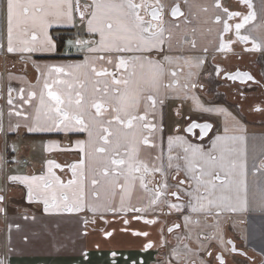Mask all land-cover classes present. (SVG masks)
<instances>
[{
	"label": "snow or ice",
	"instance_id": "6c2138e0",
	"mask_svg": "<svg viewBox=\"0 0 264 264\" xmlns=\"http://www.w3.org/2000/svg\"><path fill=\"white\" fill-rule=\"evenodd\" d=\"M237 3L253 8L251 0ZM214 7L221 10L215 22L222 24L223 34L233 29L229 21L242 18L234 25L236 39L230 43L248 42L249 36L241 35V29L256 19L255 11H233L220 0ZM166 15L174 21L184 18L182 22H189L181 0H172L171 4L162 0H0V51L5 54H27L21 57L26 61L33 54H57V40L51 33L58 25L76 27L79 23L89 37H98L86 40L77 32L67 40L69 51L75 47L98 54L85 55L82 62L40 65L32 61L39 73L37 84L29 85L27 92L20 88L17 103L32 105L34 114L17 108L9 88L7 104L15 109L16 116L30 121L25 124L29 131L62 128L65 132H86L87 139L76 141L78 158L71 164L48 159L46 175H8L7 181L25 185L28 201L42 202L45 213H91V219L82 220L84 235L88 234V226L95 225L97 219L104 220L107 212L134 213L132 219L153 226L161 223L155 216L157 211L164 214L167 208L171 214L190 209L183 224L173 223L167 228L168 233L182 230L176 245L170 244L164 227H160L159 239L144 243L142 250L169 247L168 258L157 264H227L226 255L238 250L232 240H225L220 216L249 210L247 136L239 122H226L223 133L210 138L207 144L192 143L180 133L199 129V139L203 140L212 131V124L193 120L181 128L177 123L174 134L167 136L165 153L164 125L157 105L164 103L162 90L173 89L172 82H165L166 77L177 75L166 66L180 60L190 64L192 60L172 54V29L179 28V23L169 24ZM230 43H225L222 36L218 50L231 51ZM259 49L260 45L253 43L247 50ZM196 63L198 66L202 60ZM228 78L259 83L248 72L236 71ZM189 87L196 88L197 84L184 85ZM35 100L38 104L33 105ZM194 100L200 110L213 111ZM254 110L264 108L256 106ZM54 147L57 145H49L48 150ZM65 168L71 172L66 183L54 171ZM253 169H264V161L259 167L254 163ZM172 172L183 173L185 178L170 184ZM4 200L5 196L0 195V204ZM3 212L6 209L0 207ZM210 217L214 224L207 223ZM100 232L104 237L113 235L104 228ZM133 235L148 238L150 233L139 230ZM96 247L99 249L100 244ZM110 255L112 264H116L118 252L112 250ZM84 256L87 258V253Z\"/></svg>",
	"mask_w": 264,
	"mask_h": 264
},
{
	"label": "crops",
	"instance_id": "0c3cea01",
	"mask_svg": "<svg viewBox=\"0 0 264 264\" xmlns=\"http://www.w3.org/2000/svg\"><path fill=\"white\" fill-rule=\"evenodd\" d=\"M162 2L171 4L172 0H162ZM220 2L222 3L221 0ZM215 3L216 0H181V9L185 13L188 23L182 22L184 18H180V21H174L170 16H165L169 24L179 23V28L172 29L170 41L172 54L192 58L190 64L180 60L178 64L166 66L175 71L177 75L166 77L165 82H172L173 89L162 92L169 103H172L171 108L166 107L164 119H160L161 123L166 124L167 127L166 130L164 128L165 153L167 151V136L174 134L177 123H180V120H176L170 111L176 102H182L185 107L183 110L195 118H212L215 120L216 126L210 138L216 134H222L226 122L230 125L239 122V126L245 130L247 136L249 210L239 213L224 212L220 216V223L228 218L244 239L249 242L255 241L256 248L263 252L264 211L261 210V205H264V169L255 172L253 164L255 163L259 167L260 162L264 161V111L254 112L247 97L264 96V0H251L253 5L251 11H255L256 19L241 29V35L249 36L248 42L260 45V49L256 51L247 50L252 47L243 50L238 45L233 47L231 44V51L222 52L218 50L222 36L224 42H227L224 39L225 34L222 33V24L215 22V16L222 15L221 10L214 7ZM193 42H195L194 48L192 47ZM164 47L167 51L168 44L166 43ZM65 49L66 43L63 50L58 48V52L64 53L66 52ZM8 58L0 57V67L5 62L6 70H3L2 67L0 83L3 84L7 81L13 90L14 104L23 112L32 115L34 114L32 105L24 104L21 106L17 103L19 100L18 90L24 88L27 92L29 85H36L35 73L37 71L28 60L9 61ZM197 59L202 60L198 66ZM240 65L250 66L260 77L261 83L251 82L243 85L237 84V82L233 83L228 78H222L224 72ZM11 71L17 74L14 79H9L13 75ZM212 73L216 75L218 81L216 80L212 93H210V86L208 87L203 77H209ZM203 81L206 82L205 87ZM191 82H195L197 87L184 88L185 84ZM221 82H228V85ZM198 84H202L200 89H198ZM251 86L254 87L253 90H250ZM257 88L261 89L260 93ZM36 90L39 91L38 88ZM229 91L230 95H228ZM220 94H224V101L219 100L218 95ZM236 97L244 98L246 105L239 106ZM194 98L198 99L204 108H210L213 111L204 112L197 108ZM32 104H38V100L33 101ZM221 109L223 111H220ZM14 113L15 109L7 104L6 99L5 104L0 107V128L3 129L0 131V157H2L0 159V189H3L0 191V195L5 196L0 207L6 209V212L0 213V231L7 237L6 244L3 245L0 242V253L3 251L4 256L2 255V257L5 263L8 264L5 259L6 255V257H10L11 264H25V260L28 258L33 261L30 264H54L69 258L79 259V261L61 264H80V259L84 260V264H110L112 261L110 253L115 250L118 252V257L126 255V259L132 261L141 255L143 264H153L156 255L159 253L157 247L142 250L144 240L139 238L140 236L133 235V232L136 229L148 231L150 236L147 240L155 242L159 239V229L163 227L161 224L145 226L141 223L132 222L127 226L123 223L125 219L119 218V214L108 220L109 223L104 227L113 233L111 237H104L100 229L92 228L88 230L87 235H84L85 226L82 220L87 218L90 213H45L42 202L28 201L25 185L7 181L8 175H46L45 162L48 159H54L61 165L71 164L77 150H73L74 148L64 144L74 141L73 145H76V141L81 140L76 139V131L65 132L62 128L29 131L25 124L30 123V121H25L23 116L18 117ZM182 116L181 113V122ZM18 123L20 124L19 128L16 127ZM180 134L187 137L192 143H208L207 141L201 142L197 137L184 132ZM11 140L16 143L14 148L10 147ZM53 144L57 147L49 151V145ZM65 149L70 150L65 151ZM34 150L39 152L33 154ZM70 151L75 154H71ZM8 155L12 157L11 160L8 159ZM29 155L31 160L28 158ZM23 158L27 159L26 163L22 162ZM6 160L7 162H5ZM54 171L65 183L70 178L67 168L63 171L60 169H54ZM181 174L184 177V174ZM134 200L136 201V199ZM182 212L185 215L191 214L190 209L187 208ZM192 215L195 216V214ZM127 218L130 222L132 221L130 216ZM207 223L209 225L214 224L215 220L210 217ZM62 237L64 243H61ZM97 243L100 244L99 249L96 247ZM84 253H87V258H85ZM123 262L124 260L120 264ZM129 264L133 263L129 262Z\"/></svg>",
	"mask_w": 264,
	"mask_h": 264
},
{
	"label": "flooded vegetation",
	"instance_id": "af4514ba",
	"mask_svg": "<svg viewBox=\"0 0 264 264\" xmlns=\"http://www.w3.org/2000/svg\"><path fill=\"white\" fill-rule=\"evenodd\" d=\"M60 30H63V32L61 33V34H63V33H68V34H70V36L72 37L73 36V34H74V29L73 28H61ZM70 32V33H69ZM52 33H53V31H52ZM54 36H56V35H54ZM57 37V36H56ZM69 37V36H68ZM67 37V38H68ZM67 40V39H66ZM65 43H66V41H65ZM253 47V46H252ZM251 48V47H250ZM0 57H3V59L4 58H8V57H10V54H5L4 52H2V51H0ZM9 59V58H8ZM22 60H24V59H22ZM2 67H3V70H5V62H4V65H2ZM2 67H0V75H1V73H2V71H1V69H2ZM6 71V70H5ZM235 71H241V72H248L249 74H251L253 77H254V79H255V81H258L259 83H256V84H260L261 83V79H260V77L257 75V73H255V71L254 70H252V68L250 67V66H247V65H240L239 67H237V68H235V69H231V70H228V71H226V72H224V74L222 75V78L223 77H225V75L227 74V75H232V74H234V72ZM12 72V71H11ZM213 75V73L211 74V76ZM36 77L38 76V74H36L35 75ZM210 77V76H209ZM209 77H203V79L206 81H209ZM226 79H227V77H225ZM216 80L218 81V79H217V77L215 78V81H214V86H215V83H216ZM228 80H230V79H228ZM230 81H232V80H230ZM204 82V81H203ZM233 83L234 82H237V84H243V85H247V84H250L252 81H248V82H246V83H242L241 81H239V80H235V81H232ZM252 83H254V82H252ZM207 85H208V87L209 86H211L212 87V82H211V84H209V83H207ZM206 86V82H204V87ZM200 87H202V84H198V89H200ZM9 85H8V82L7 81H5L3 84H2V82L0 83V107H2L3 106V102H2V91L3 92H5V94H6V96H8V90H9ZM213 88V87H212ZM161 97H164V99L165 100H167V102H168V107H170L171 108V104L172 103H169V101H168V99H166V97L164 96V94H162L161 93ZM237 99H239L238 100V103H239V106H242V104H244V105H246V100L244 99V98H241V97H236ZM248 98V102H249V104L251 105V108H252V110L254 111V112H256V110H254V108L256 107V106H259L260 108H264V98H257V96H252V97H247ZM6 99H7V97H6ZM236 99V100H237ZM254 100V102H251V100ZM158 106H161V105H157V107ZM174 107L172 108V110H170L171 111V113L173 114V116L175 117V119L176 120H180V123H178L179 124V126L181 127V128H185V127H187V123L188 122H190V121H197V122H200V123H203V122H209L210 124H212V126H213V128H212V131H210L209 133H208V136H206V137H204V139L203 140H200L199 139V129H196L195 130V132H194V134H190V133H186V134H188V135H191V136H194V137H197L198 138V140L199 141H201V142H203V141H209V139H210V137L213 135V131H214V128H215V126H216V122H215V120L214 119H212V118H195L194 116H192V114H188L187 112H185L183 109H185V107H184V105H183V103L182 102H176V104L175 105H173ZM163 109H162V115L160 116L161 117V119H164V116H165V110H166V106H165V101H164V103H163ZM160 109L161 108H158V113H159V111H160ZM182 110H183V112H182ZM177 111H179L180 112V115L179 116H177L176 115V113H177ZM181 113L183 114V116H182V122H181ZM187 116V121L186 122H184V119H185V117ZM171 118H172V116H171ZM171 120V119H170ZM164 128H165V130H166V124H164ZM163 135V138H164V133L162 134ZM165 146V145H164ZM75 153H77V154H75ZM74 154H75V156L73 157V159H72V162L74 161V160H76L77 158H78V152H75ZM6 154H7V151H6ZM8 159L9 160H11V156L10 155H8ZM5 162H7V160L5 161ZM71 162V163H72ZM68 170V169H67ZM69 175H70V178H71V172L69 171ZM173 176H175V179H172V177ZM69 178V179H70ZM68 179V180H69ZM157 179H160V177L159 176H157ZM182 179H184V177L182 176V174L180 173V174H176V173H174V172H172L170 175H169V183L170 184H176L179 180H182ZM133 215H135L134 213H128L127 215H125V214H123V213H121L120 214V217L119 218H124V219H128L127 217L128 216H130V217H132ZM155 216H156V218H158L160 221H161V225L165 228V231H164V235L167 237V239L170 241V244L171 245H176L177 244V234L178 233H180L182 230H180V229H177V230H174V232L173 233H168L167 232V228L168 227H171L172 226V224L173 223H179V224H183V217L185 216V213H183V212H175V211H173L171 214H168V209L167 208H165L164 209V214H161L159 211L157 212V213H155ZM87 218H89V219H91L92 218V216L91 215H89ZM129 220V219H128ZM105 221H108V220H106L105 218H104V220H99V219H97V222H96V224L95 225H89L88 226V228H87V231L88 230H90V228H92V229H101V228H104L108 223H109V221H108V223L106 224L105 223ZM230 220L227 218L224 222H222V223H220L221 224V226H222V228H223V235H224V238H225V240H232L233 242H234V244H235V246H236V248H237V250L239 251V252H236V253H229V254H227L226 255V260H227V264H238L237 262H235L236 260H232L231 258H230V256L231 255H239V256H241L242 257V259L245 261V262H243L244 264H253V263H257V264H259L262 260H263V252L262 251H260V250H258L251 242H249L247 239H244V237L242 236V234H240V232L239 231H237L236 230V228L231 224L232 222H229ZM132 222H137V223H141V224H144L143 223V220H140V221H137V220H134V219H132V221L130 222L129 221V223L128 224H125V225H127V226H129ZM231 224V226L230 225H228V224ZM228 225V226H227ZM226 229H228V232H226ZM136 231H139L138 229H136ZM231 233H235L236 234V237H237V235L239 236V238L238 239H236V238H234L233 236H232V234ZM139 238H141V239H143L144 240V243H146V242H148L149 240H147V238H145V237H139ZM240 238L241 239H243L244 240V242H241V240H240ZM152 241V240H151ZM154 242V241H153ZM245 243V244H244ZM253 245V246H252ZM192 247H196V245L195 244H192L191 245ZM157 250L159 251V253H158V255H156V259H155V261H153V264H157V261L158 260H161V259H167L168 258V256H167V254H168V252H169V247H164V248H159V247H157ZM213 250L215 251L216 250V247L214 246V248H213ZM241 253H243V255H241ZM256 258H257V260H256ZM259 259V260H258Z\"/></svg>",
	"mask_w": 264,
	"mask_h": 264
},
{
	"label": "rangeland",
	"instance_id": "374dc122",
	"mask_svg": "<svg viewBox=\"0 0 264 264\" xmlns=\"http://www.w3.org/2000/svg\"><path fill=\"white\" fill-rule=\"evenodd\" d=\"M61 28H73L74 29V34H73V36L74 35H76L77 34V32H80V38H82V39H93V38H96V39H98V37H89L86 33H84L83 31H81V29H80V26H79V23H77V26L76 27H73L72 25H70V24H65V25H58V26H54V28H53V33H51L53 36L54 35H56L57 37H61V33L63 32V30H60ZM70 33V32H69ZM72 36V37H73ZM55 37V36H54ZM71 36H69L68 38H67V40L68 39H70V38H72ZM67 40H66V52H64V53H57V54H33L32 56H31V60H28L30 63H32V61H35L36 63H38V64H40V65H43V64H45V63H79V62H82L83 60H84V58H85V55H90V56H95V55H98V54H96V53H93V54H88V53H86V52H83V51H78L75 47L74 48H72L71 49V51H69L68 50V47H67ZM27 54H11L10 55V57H9V61L10 60H12V61H20V60H22V56H26ZM33 64V63H32ZM12 70V69H11ZM12 76L11 77H9V79L11 78V79H14V77H17V74L14 72V71H12ZM35 74H38L39 75V73L37 72V73H35ZM215 78H216V75L215 74H213L212 76H210L209 77V81H207L206 80V82L207 83H209V84H211V82H212V87L214 86V81H215ZM226 81H228V80H226ZM222 84H226L227 83V85H228V82H221ZM212 87L210 86V88H209V92L210 93H212ZM252 88L250 89V90H253L254 89V87L253 86H251ZM227 88V87H226ZM247 91H249V89H247ZM257 91L260 93L261 92V89L260 88H257ZM162 92H163V90H162ZM238 94V93H237ZM1 95V94H0ZM228 95H230V91L228 92ZM2 96H4V98H2V102H3V105L5 104V101H6V94H5V92H3L2 91ZM6 96V97H5ZM237 96H239V94L237 95ZM218 97L220 98L219 100H223L224 101V98H225V96H224V94H220V95H218ZM262 97H264L263 95H262ZM164 101H165V106L167 107L168 106V102H167V100H165L164 99V97H161ZM239 98V97H238ZM257 98H261V97H257ZM240 99V98H239ZM239 99H237V102H238V100ZM251 102H254V100L252 99L251 100ZM157 108H161L160 109V111H159V113H158V116L160 117L161 115H162V109L164 108L163 107V105H161V106H158ZM160 119H161V117H160ZM187 116L185 117V119H184V122H186L187 120ZM77 132V136H76V139L78 140V139H81V140H86L87 139V133L86 132H80V131H76ZM73 143H74V141H70V142H68V143H66V144H64L65 146H70L71 148H74L73 150H75L76 149V145L74 146L73 145ZM16 146V143L14 142V140H11L10 141V147L11 148H14ZM17 148H20V147H17ZM18 150V149H17ZM77 150V149H76ZM17 152V151H16ZM39 152V151H38ZM36 150H34V152H33V154H36V153H38ZM77 152H78V150H77ZM70 153L71 154H74L72 151H70ZM30 160L32 159L31 157H30V155H29V157H28ZM135 199V198H134ZM133 199V203H136V201ZM119 214H121V213H119V212H117V213H112V212H107V213H105L104 214V218L105 219H107V220H110V219H112V218H114L115 216H117V215H119ZM90 215H91V213H90ZM228 225H230L231 226V224L229 223ZM227 225V226H228ZM76 233L78 232L77 230L75 231ZM226 232H228V229H226ZM232 234V236L234 237V238H236V239H238L239 238V236L237 235V237H236V234L235 233H231ZM240 240H241V242H244V240L243 239H241L240 238ZM6 241H7V237H5V234L2 232L1 233V231H0V242L4 245V244H6ZM61 243H64V239H63V237H62V239H61ZM254 246H255V241L254 242H251ZM245 244V243H244ZM252 245V246H253ZM256 247V246H255ZM2 255L4 256V254H3V251L0 253V260H3L4 261V263H5V260H4V258L2 257ZM127 257H126V255H124V256H119L118 258H117V261H116V264H120V263H122V260H124V262H123V264H129V262H132L133 263V261H136L137 262V264H139V261H141L142 260V256L140 255V256H138L136 259H134V260H132V261H130V259H126ZM230 258L234 261V260H236L235 262H237L238 264H244L243 262H245L243 259H242V257L241 256H239V255H231L230 256ZM5 259H6V261L8 262V264H11V261H10V257L9 256H7L6 257V255H5ZM104 260V259H103ZM112 260V259H111ZM256 260H257V258H256ZM259 260V259H258ZM79 261V259H73V258H69V259H64L62 262H55L54 264H61V263H77ZM30 263H33V261L31 260V258H28V259H26L25 260V264H30ZM85 262H84V260H82V259H80V264H84ZM110 264H112V261H111V263ZM253 264H257V263H253ZM259 264H264V251H263V260L259 263Z\"/></svg>",
	"mask_w": 264,
	"mask_h": 264
},
{
	"label": "trees",
	"instance_id": "16d2710c",
	"mask_svg": "<svg viewBox=\"0 0 264 264\" xmlns=\"http://www.w3.org/2000/svg\"><path fill=\"white\" fill-rule=\"evenodd\" d=\"M222 4L225 7H229V9L235 10V11H241L244 14H247L248 11H250L251 9L246 8L243 5H238L237 0H221ZM230 2V4H227L228 2ZM242 22V18H234L233 20L229 21V23L231 25H233V29L232 31H230L229 33H226L224 35V39L227 43H230L232 41H235L236 37H235V29H234V25L236 23ZM70 36V34L68 33H63L61 34V37H56L57 40V44H58V48L60 50H63L64 46H65V41L67 39V37ZM233 47L234 45H238L241 49L246 50L247 48H250L253 46V42H246V43H240V42H235V43H230Z\"/></svg>",
	"mask_w": 264,
	"mask_h": 264
},
{
	"label": "water",
	"instance_id": "95a60500",
	"mask_svg": "<svg viewBox=\"0 0 264 264\" xmlns=\"http://www.w3.org/2000/svg\"><path fill=\"white\" fill-rule=\"evenodd\" d=\"M235 72H236V71H235ZM235 72H234V74H235ZM225 77H227V78H228V77H229V75H227V74H226V75H225ZM228 79H229V78H228ZM230 80H231V79H230ZM232 81H234V80H232ZM196 122H197V121H196ZM197 123H200V122H197ZM203 123H209V122H203ZM190 134H194V133H190ZM233 243H234V242H233ZM237 252H239V251H237Z\"/></svg>",
	"mask_w": 264,
	"mask_h": 264
},
{
	"label": "built area",
	"instance_id": "2783aa9c",
	"mask_svg": "<svg viewBox=\"0 0 264 264\" xmlns=\"http://www.w3.org/2000/svg\"><path fill=\"white\" fill-rule=\"evenodd\" d=\"M22 161H23V162H26V161H27V159H23ZM4 264H6V263H4Z\"/></svg>",
	"mask_w": 264,
	"mask_h": 264
},
{
	"label": "bare ground",
	"instance_id": "6f19581e",
	"mask_svg": "<svg viewBox=\"0 0 264 264\" xmlns=\"http://www.w3.org/2000/svg\"><path fill=\"white\" fill-rule=\"evenodd\" d=\"M3 115V114H2Z\"/></svg>",
	"mask_w": 264,
	"mask_h": 264
}]
</instances>
